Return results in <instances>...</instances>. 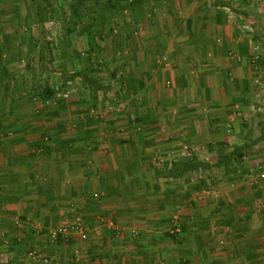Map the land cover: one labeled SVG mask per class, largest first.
<instances>
[{
  "label": "crops",
  "instance_id": "1",
  "mask_svg": "<svg viewBox=\"0 0 264 264\" xmlns=\"http://www.w3.org/2000/svg\"><path fill=\"white\" fill-rule=\"evenodd\" d=\"M117 1L76 4L82 17L53 37L0 22L7 259L30 264L36 250L69 264L79 249L85 264H264V102L255 105L264 53L250 45L264 0ZM48 39L60 44L54 58L73 66L55 71L71 73L56 83L68 98H41L50 73L36 77L25 63L45 59L44 46H30ZM226 141L248 166L201 200L203 181L170 171L214 162ZM176 212L179 234L170 230ZM65 229L69 238L52 239Z\"/></svg>",
  "mask_w": 264,
  "mask_h": 264
},
{
  "label": "rangeland",
  "instance_id": "2",
  "mask_svg": "<svg viewBox=\"0 0 264 264\" xmlns=\"http://www.w3.org/2000/svg\"><path fill=\"white\" fill-rule=\"evenodd\" d=\"M89 1L90 0H79V3H78V0H0V22L5 21L7 19H14L16 22L15 24L16 27L14 28V31L19 36L23 35V33H30L33 37L38 34L39 36H42L44 38L50 37V36L53 37L55 35H60V32L62 34L68 33V29L65 26H67V24L70 23V21H72L73 19L77 20L82 17L83 14L82 12L79 11V9L77 10L74 9L73 11L71 7L76 8V4L82 7V5H84L85 3H88ZM55 9L57 10L55 11ZM241 10L244 11L243 9ZM252 16H253L252 18L255 20L254 21L255 24H256V20H260L258 22L263 23L262 24L263 28L261 31H259L260 29L258 30L257 28L253 29V31H255L254 32V42L250 43L251 47L252 45L255 47L254 48L255 53H258L260 55L264 53V15L259 14L258 11H254L252 12ZM23 21L25 23H23ZM42 22L46 23V25H43L44 28L38 27L37 24H40ZM0 29L3 30L2 27H0ZM66 45H67L66 46L67 48L71 46V44H66ZM39 46L45 47V52H46L45 59L31 58L30 60H25V63L26 65L28 61L29 63H31V64H28L27 66L34 68L35 71L33 72V75H35L36 77L38 76L43 77V74L48 75L50 73L49 80L47 79V77L43 80L45 81L47 88H50L51 90V95L49 96L53 95V97L56 98L55 93L58 90L60 91L62 89V86L57 85L56 83L61 84L63 82L65 83L72 82V78L70 77L71 73L70 75L65 73V75H62V77H60L58 72H55L56 69L58 68V65L62 62L63 64H60V66L61 67L65 66L66 69L67 67H69L70 70L73 68V66H71L72 64H70V59L69 60H59V59L54 58L56 57L54 55V52H56L60 48L59 43H54L50 41V39H48L46 43H41V44L37 42L36 43L31 42L30 47H31V50H38L40 49ZM56 47L58 49H56ZM66 47L64 46L65 50H66ZM19 62L22 63L21 60H19ZM262 62L263 61L261 59L260 62L256 64L257 65L256 71L257 69H259V66L261 67ZM93 63L96 66L100 65L98 64V62H93ZM34 64L36 66H34ZM64 64H67V66ZM63 69H61V71ZM50 83L53 85L56 84L58 87H53V85H49ZM45 92L48 93L47 89ZM257 92H258V97L261 100L258 99V101H256L255 103L256 106L257 104L260 105L261 103L264 102V99H262V96H261L262 95L261 91H259L258 89ZM45 95L46 94H44V91H43L42 95L40 96L41 98L45 100L47 97V96L45 97ZM222 146L224 147L222 150L216 151L218 155L217 159L215 156L211 158V159H214V162L213 161L210 162L209 160L196 161L193 163L194 166L192 168H189L191 170H186L184 172L186 174V179L188 178V180L195 178L199 180L197 182L203 181L202 184L200 183L202 185V188H201V191L198 197L201 200L204 199V196H208V195L210 196L212 194L213 189L218 190V182L220 181L228 182L229 185L228 184L226 185L228 188V186H230V183H232L234 179H237L238 176L241 174V172L244 170V168L246 169V166H248V164H246L247 158L244 159V157H242V154L244 153H242L240 148H236L234 145L230 146V144L227 141L223 143ZM193 159L195 160L194 156L192 157V160ZM244 164H246V166ZM197 167H200V168L197 169ZM187 182L188 181L179 182V183L185 184ZM201 194L203 195L200 197ZM176 227H178L180 230L178 232H173V229ZM170 230H172L174 234L175 233L179 234L182 231V225L179 219V214L177 212H176V216L174 217V223L171 226ZM132 231L134 232V230ZM59 238H57L56 241L58 240L59 242ZM30 251L32 250H29L28 252ZM7 253H9L7 249V245L5 246L0 245V264H13L14 263L13 262L14 260L10 261L7 259ZM30 264H36V263L33 261H30Z\"/></svg>",
  "mask_w": 264,
  "mask_h": 264
},
{
  "label": "built area",
  "instance_id": "3",
  "mask_svg": "<svg viewBox=\"0 0 264 264\" xmlns=\"http://www.w3.org/2000/svg\"><path fill=\"white\" fill-rule=\"evenodd\" d=\"M56 97H62V98H68L70 95V90H58L56 92ZM184 176V175H183ZM182 177V176H181ZM203 194L200 195V197ZM80 226L78 227L79 229L78 232L79 234H81L82 236L86 235V231L84 229L83 226H81V224H79ZM180 229L178 227L173 229V232H178ZM69 234H71V231H68L67 229L65 230H61V231H56L52 233V239L56 240L59 237H64L65 239L69 238ZM29 256L32 258V261H34L35 263H39V264H53L52 263V258H48L45 256L40 255L36 250H32L29 252ZM55 264H62L59 262H56ZM69 264H85L82 262L81 260V254L79 249H76V252L74 254V256L72 257L71 261Z\"/></svg>",
  "mask_w": 264,
  "mask_h": 264
},
{
  "label": "trees",
  "instance_id": "4",
  "mask_svg": "<svg viewBox=\"0 0 264 264\" xmlns=\"http://www.w3.org/2000/svg\"><path fill=\"white\" fill-rule=\"evenodd\" d=\"M83 2V1H82ZM79 3V0H78ZM108 3L114 7L115 5L119 4V2L117 0H108ZM48 93H51L50 88H47ZM45 92V91H44ZM45 94V93H44ZM46 97V96H45ZM194 162L191 161H187V160H183L180 163H175L173 164V170H171L170 172L172 173V175H180L183 174L185 170H188L189 168H192L194 166L193 164ZM201 164V163H200Z\"/></svg>",
  "mask_w": 264,
  "mask_h": 264
}]
</instances>
